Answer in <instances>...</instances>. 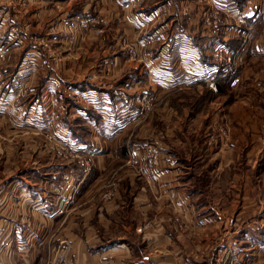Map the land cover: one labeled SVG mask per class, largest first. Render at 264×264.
<instances>
[{
  "label": "crops",
  "instance_id": "obj_1",
  "mask_svg": "<svg viewBox=\"0 0 264 264\" xmlns=\"http://www.w3.org/2000/svg\"><path fill=\"white\" fill-rule=\"evenodd\" d=\"M13 1L0 0V45L11 52L20 47L15 42L20 37L9 29L11 12L15 19L19 18L26 25L27 22L32 24L31 16L42 20L46 10L41 7L31 10L32 0ZM133 1L103 0L106 4L98 7L102 12L98 15L94 11L95 1L87 0L82 4L78 2L80 5L76 7L75 4L72 7L75 12L68 15L73 19L70 23L75 26L79 25V21L81 26L86 22L91 23L99 16L98 23L86 27L87 38L106 39L109 35L105 30L113 20L116 32L123 30L126 34L125 38L120 35L115 39H139V46L148 48L143 55L146 67L128 63L132 61L130 54L123 51L104 59L100 72L94 70L91 73L93 82L71 81L66 89L58 81L61 76L59 72L44 61V75L39 76L35 93L43 97L46 113L44 116L24 117L20 122L23 127L47 134L54 155L62 159L51 163L50 171H46L48 179L42 176L41 170L27 168L33 170L32 174L24 178L15 177L6 185H0V195L3 197H0V264H48L60 249H65L67 254L64 264H179L188 257V252L181 246L182 239L201 234L217 236L220 251L226 245H236L235 252L238 254L234 259H237L236 262L242 261V264H255L254 252H264V239L257 237L264 235V229L251 222L246 227H236L242 214L239 212L235 215L236 199L222 191L231 188L232 192L239 187L240 165L236 164L235 158L239 159L245 154L249 166L250 157L257 153V146H264L263 141H257L255 133L245 131L238 134L233 130L229 139L219 134L220 140L215 134L204 133L205 142H215L211 150L218 156L211 174L232 171L237 183L225 187V179L221 177L219 187L216 186L221 189L219 195L211 200L207 186L202 185L206 176L202 171H192L197 164H189L186 157L176 153V132L167 131V137H164L168 139L166 141L157 136L160 130L155 127L151 132L155 137L150 144L149 139L144 138L149 129H145V124L140 126L144 121L142 117H128L118 111L126 97L122 93L123 83L95 82L102 78L101 75L110 77L123 74V78L134 72L131 76L135 84L132 85L140 88L142 93L146 90L142 87L145 84L148 86V82L153 90L149 92L158 96L160 91L175 93L196 90L198 87L209 90L206 77H213L219 91L224 85L232 88L238 86L247 61L250 57L259 56L263 63L256 65L263 67L252 69L254 78L248 85L264 92V14L259 13L262 3L259 0H207V3L202 0H140L133 7ZM147 1H151V4L144 5ZM2 12L6 13L4 17H1ZM69 12L67 10L63 14ZM68 23L67 19H63L61 28ZM24 25L19 24L26 29ZM97 25L103 28H95ZM23 35L27 37L26 32ZM116 44L120 48L121 44ZM20 50L18 58L25 59L33 49L28 45ZM8 75L6 69L0 75V93H7V89L11 88L5 87L8 79H11ZM49 81L52 83L48 84ZM67 91L75 101L67 97ZM33 92L30 89L22 101L33 97ZM13 94L10 89L9 102ZM169 101H164L163 106L169 107ZM103 102L106 105L111 103L112 107L102 106ZM215 107L218 110L223 108ZM65 109H72L86 118L84 120L89 124L87 134L78 132L76 124L73 127L64 118L67 127L62 124L55 111L63 113ZM173 111L172 108L170 112ZM5 116L0 114V127L7 124L14 127V118ZM239 116L240 112L235 114V120L246 123L247 120ZM161 118L157 117L155 125L160 124ZM167 119L176 121L172 116ZM185 119L193 120L188 116ZM213 119L220 117L216 114ZM132 126H135L133 131L137 134L135 138L128 133ZM2 128L0 153L10 161L16 154L14 143H8L5 147L2 143L15 140L10 138L9 133L10 137L2 136ZM106 139L109 143L112 139L117 140V145L114 148L106 147V144L102 147L100 141L107 142ZM69 144L76 146H70L71 149L68 148ZM151 151L160 155L153 168L147 167L143 160L144 155ZM206 151L198 152L199 164L202 156L210 153ZM79 156L83 158L76 161ZM69 194H72V199L68 203L72 206L64 210V201ZM248 214L247 209L242 218ZM177 217L179 220H175ZM146 221H150V225L139 233L137 227ZM105 235L110 238L103 239ZM236 235L243 238L250 235L253 239L251 247L254 251L251 256L247 254L246 258L240 253V257L241 248L238 247L237 238H234ZM257 240L263 244L257 245ZM209 242H204L203 246ZM204 253L207 254L206 251ZM163 254H167L165 259Z\"/></svg>",
  "mask_w": 264,
  "mask_h": 264
},
{
  "label": "rangeland",
  "instance_id": "obj_2",
  "mask_svg": "<svg viewBox=\"0 0 264 264\" xmlns=\"http://www.w3.org/2000/svg\"><path fill=\"white\" fill-rule=\"evenodd\" d=\"M94 1L95 4L98 5H95L94 11L98 15H101L102 12L98 10V7H101L102 4H106V2L104 3L103 0ZM202 1H205L206 3L208 2L207 0ZM12 2L14 3L13 0ZM78 2L82 4L86 3L87 0H32L30 6L31 10L35 7L46 9L42 20H37L32 16L29 17L32 24L27 22L26 25H24V23L17 18L21 21V23H19L18 20L13 17V12H11V15L9 16L8 22H11L9 29L13 33L15 32L14 35L20 37V39L17 38V41H15L20 47L14 49V52H11L7 51L8 48H3L0 45V75H3L5 69L6 71H9L7 77L11 79L7 78L8 83L5 87L7 89L8 86H11L10 89L14 92L13 97H11V102L8 100V92H10V89H7V93H0V114L13 117L15 126L12 127L7 124L6 127L0 128L3 129L2 136L5 135V137H8L10 135L11 137H9L15 140L9 142L4 141L2 144L5 147L8 143L12 145L14 143L16 154L14 158H11L10 161H8V157L3 156V154L0 153V185H6L8 181L15 177L24 178L27 174H32L31 172L33 170H28L27 168L35 169V171L38 169L41 170L43 173L42 176H45L48 179L49 174L46 173V171H50L51 163H54L56 160L59 162L62 159L60 156L56 157L57 155H54V150L51 148L52 144L50 143L47 134L30 129L28 126L23 127L24 125L20 122L24 117L44 116L46 113L47 106L44 105V101L42 100L43 97L38 96L37 93H35V87L38 84L39 76L44 75L42 73L44 61L48 62L49 66L51 65V68H53L54 71L57 73L59 72L61 76L58 81L62 84V88L64 87L66 89L69 87L71 81L93 82L91 73L94 70L100 72L104 59L106 57H113L115 54H122L123 51H126L127 55L130 54L129 59L132 61L128 63L133 65L142 64L145 67L147 66L143 55L148 52V48L142 45L139 46V39H115L120 35H123L125 38L126 34L123 30L118 31V33L116 32V23L113 20L111 26H109V28L107 26L105 30H108L106 33L109 35L106 36V39H96L93 38V36L87 38L86 36V32H88L86 27L88 26L90 28L92 27V23H98L99 16L95 17L91 23L86 22L83 26L79 23L80 21L78 22V26L70 23L73 19H70L72 17H69L68 14L75 12V8L72 7L75 4V7L80 5ZM259 2L260 4L262 3L259 13L264 14V0H259ZM22 3H24V1H22ZM129 3L131 2L129 1ZM145 4H151V1H147L144 5ZM135 6L137 5L133 4V7ZM67 10L70 12L64 15L63 13ZM5 14V12H2L1 17H4ZM62 14L64 16H61ZM63 19H67L69 23L65 25L64 28H61L60 22ZM123 23L125 24L126 21H123ZM208 23L210 24L211 21ZM19 24L27 26V28L22 29ZM97 27L103 28L102 26H95V28ZM24 32H26L27 37L23 35ZM42 36H44V39ZM116 42L121 44L120 48ZM4 43L5 42H3V44ZM28 45L33 49L32 52L28 53L25 59H19L18 57L20 54L18 53L21 51L20 49L25 46L28 47ZM10 46V49H12L11 44ZM132 47L135 48L134 53H131ZM257 57H253V59L250 57V60L247 61L248 66L245 65L243 68V75H241L238 86L235 85V87L232 88L230 85H224V88L219 91L216 90L217 87L215 88L208 85L210 87L209 90L203 87H198L196 90H182L175 93L160 91L158 96H154L155 94L149 92V90H153L151 89V84L148 82V86H146L145 83L142 84H145V87L143 86L142 88L146 89L142 93L140 92V88L133 86L135 83H133L134 79L131 75H133L134 72H130V75L123 78L121 76L123 74H115L110 77L101 75L102 78L95 82L100 84H105L107 82L123 83L121 84L123 87L122 93L125 94L126 97L124 98V104L118 111H120L122 115L128 117H142L144 121H141L140 126L145 124V129H149V133L144 138L149 139L148 142H150V144L155 137L151 134L155 127L160 130V134L157 133V136L160 139L163 137L162 139H165L166 141H168V139L164 137H167V131L176 132V153L182 157H186L189 164H197V167L193 168L192 171H202V174L206 176L203 180L205 182L202 183V185L207 186L206 191H208L209 197L212 200L215 197L217 198L221 190L216 187H219L218 183L221 182V177H224L223 179H225V187L226 185L232 187L233 184L236 185L237 183L235 180V173L232 171L220 172L219 175H216V172L211 174L210 171L215 167L218 156H215L217 154L215 151L211 150V146H213L215 142L212 144L209 141L205 142L206 136L204 133L215 134V137H218L219 140V134L221 137L228 138L229 135L228 137L223 136L221 131V127H226L229 129V134H233V130L238 134L244 131L246 133H255L257 141H263L264 143V92L262 89L248 85L249 81L254 78V75L251 74L252 69L255 70L256 68L263 67L262 65H256L263 63V59L259 56ZM246 73L249 74V76H247ZM137 74L140 73L138 72ZM262 77L263 76L260 78ZM141 78L144 80L143 77ZM262 80H264V77ZM51 83V81L48 82V84ZM125 83H127V85ZM30 89L34 91L31 94L33 97H28L25 102L24 100L22 101V99H25L28 96ZM96 89L99 90V87L97 86ZM67 93L69 94L67 97L70 99L72 96H70L68 91ZM91 95L92 94H90V96ZM71 99L75 101L73 97ZM19 101L22 102L18 103ZM164 101H169L170 106L168 105L169 107H164ZM104 105L106 104L103 102L102 106ZM106 106L109 108L112 107L109 105ZM215 106H221L223 108H219L218 110L216 109L218 107ZM171 107L174 109L173 112H170L172 110ZM239 112V117L246 119V123L241 122V120H235L234 115L239 114ZM55 114L59 115L60 120L65 127H67V123H64V120L68 121L70 123H68L69 125L73 124V127L75 126L74 124H76L75 129L78 132H85V134L88 133L87 129L89 128V124L84 120L86 118L79 116L74 110L65 109L63 113L55 111ZM216 114L220 119H213ZM168 116L175 117L176 121L167 119ZM185 116L193 118V120H186L187 118L185 119ZM157 117L162 118L159 119L160 124L155 125ZM180 117H182L183 120H177ZM231 117H233L234 120L230 119ZM228 119H230V121H228ZM195 120H197V122H195ZM134 127L135 126H132L131 130L128 132L132 138H135L137 135L136 131H133ZM106 133L109 134L108 131ZM106 141L107 142L100 141L102 147H105V144L106 147L108 145V147L112 148L117 145V140L112 139L111 143H109L107 139ZM70 146L75 147L76 145L69 144L68 148H71ZM257 149L258 151L255 156L250 157V171H248L249 166L245 154H242L239 159L235 158L236 164L240 165V172L238 173L239 187L234 188V191L232 192L231 188H224L222 190L225 195L230 196V198L233 196L234 199H236L234 200L237 203V206L234 209L235 215L239 214V212L243 215L248 209L249 214L244 218H242L241 215L238 224H235L236 227H246L247 223L251 222L264 229V146L261 144L260 146H257ZM203 150H208L210 153L202 156L203 159L199 164V162H197L199 161L198 152ZM82 156L76 157V161H78L79 158L82 159L85 157ZM143 160L149 162V154H145ZM12 161H14V165L12 164ZM25 169L27 170L26 172ZM3 186H1V191L3 190ZM211 186L215 188H211ZM227 190L229 192L226 193ZM69 195L70 196L67 197L66 201H64V210L69 209L72 206L68 203L69 200L72 199V194ZM0 197L3 198L2 195H0ZM218 205L223 206L222 203H218ZM137 231L142 233L143 230L140 231L139 227H137ZM108 237L110 238V236L105 235V237L102 238L104 239ZM191 237H185L182 239L181 246L184 251L188 252L186 253V256L188 257L182 259L179 264H230L231 261H233L232 264H242V261L238 260V262H236L237 259H234L238 254L235 252V250H237L236 245H226L225 248L220 251L218 246L220 241L216 242V239L218 238L217 236H205L201 234V236L197 235ZM257 237L264 239L263 234H259ZM234 238H237L239 243L238 247L241 248L239 254L241 253L242 256H246V258L247 254H250V256L253 254L254 250L253 247H251L253 239L250 235H246L245 238L236 235ZM204 242H209V244L206 245L207 248H205L206 246H203ZM256 244L262 245L263 242L257 240ZM204 251H206L207 254H205ZM254 254L255 264H264V252L262 251L261 253H258V251H256ZM166 257L167 254H163V258L165 259ZM244 261L245 260H243V263Z\"/></svg>",
  "mask_w": 264,
  "mask_h": 264
},
{
  "label": "built area",
  "instance_id": "obj_3",
  "mask_svg": "<svg viewBox=\"0 0 264 264\" xmlns=\"http://www.w3.org/2000/svg\"><path fill=\"white\" fill-rule=\"evenodd\" d=\"M140 0H134L133 1V4H137V2H139ZM135 51V48H131V53H134ZM206 81L209 83V85L211 87H215V84H214V79L213 77H206ZM107 105L111 106L112 104L111 103H107ZM221 131H222V135L223 136H227L229 135V129L226 128V127H221ZM160 158V155L156 152V151H151V153L149 154V162H145V165L149 168H153V166L155 164H157L158 160ZM175 220H179L178 217L175 218ZM150 225V221H146V223L139 227V230L142 231L144 228L148 227ZM0 232H1V227H0ZM66 252H65V249H60L58 251H56L55 253V256L49 261L48 264H64L65 263V260H66Z\"/></svg>",
  "mask_w": 264,
  "mask_h": 264
}]
</instances>
